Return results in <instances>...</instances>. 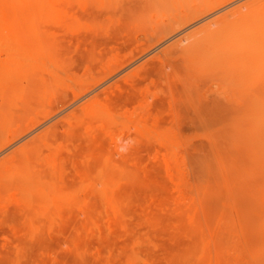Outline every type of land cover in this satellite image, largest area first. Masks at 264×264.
Here are the masks:
<instances>
[{
	"label": "rangeland",
	"instance_id": "rangeland-1",
	"mask_svg": "<svg viewBox=\"0 0 264 264\" xmlns=\"http://www.w3.org/2000/svg\"><path fill=\"white\" fill-rule=\"evenodd\" d=\"M136 1L0 0V264H264V50L169 52L248 0Z\"/></svg>",
	"mask_w": 264,
	"mask_h": 264
},
{
	"label": "bare ground",
	"instance_id": "bare-ground-1",
	"mask_svg": "<svg viewBox=\"0 0 264 264\" xmlns=\"http://www.w3.org/2000/svg\"><path fill=\"white\" fill-rule=\"evenodd\" d=\"M23 2L25 1V0H22ZM136 1V0H135ZM159 1H161V0H137L136 2H134V3H136V6L137 7H139V8H142L143 9V11H144V15H149V12H147V8H149L150 7V9L152 8V5H156L155 3L156 2H158V3H160L159 5H161V3H162V1L161 2H159ZM29 2H32V1H29ZM131 2H133V1H131ZM222 2L223 1H221V2H218V3H215V1H214V3H212L209 7V10L210 9H212V8H214L215 6H218V5H221L222 4ZM25 3V2H24ZM157 3V4H158ZM166 3H169V2H166ZM128 4H131V6L133 5V3H128ZM177 4V3H176ZM179 4V3H178ZM177 4V5H178ZM200 4H203L202 3V1H201V3ZM215 4V5H214ZM4 5V4H3ZM17 5H19V3H17ZM166 5V4H165ZM185 6H186V4H184ZM124 6H126L125 8H124V10L123 11H127V7L129 6V9H130V5H124ZM135 6V5H134ZM133 6V7H134ZM167 6H169V5H167ZM206 6V5H205ZM246 7V11H243L242 10V7ZM147 7V8H146ZM162 7H164V6H162ZM166 7V6H165ZM171 9H173V7H171V5L169 6ZM135 8V7H134ZM161 8V7H160ZM159 8V9H160ZM186 8V7H185ZM128 9V10H129ZM131 9H133V8H131ZM146 9V10H145ZM187 9V8H186ZM190 9V8H189ZM189 9H187V10H189ZM103 10H105V9H103ZM166 10V9H165ZM169 10V9H168ZM205 10V9H204ZM214 10V9H213ZM190 11L192 12V9H190ZM190 11H188V13L190 12ZM198 11V10H197ZM91 12H93L94 13V11H90L89 13H91ZM139 12H140V10H139ZM142 12V11H141ZM145 12L147 13V14H145ZM159 12H160V10H159ZM167 12V11H166ZM93 13H91V14H93ZM103 13H104V11H103ZM128 13H129V11H128ZM127 12H126V16L128 17L129 16V14H128ZM203 12H201V13H199L198 15H200V14H202ZM209 13V12H208ZM142 13H139V15H140V17H141V15L142 16H144ZM191 14H193V12L192 13H190V15ZM207 15V14H206ZM102 16V15H101ZM145 16V18H146V20H147V17ZM192 16V15H191ZM191 16H190V18H191ZM125 17V16H124ZM140 17H138V18H140ZM94 18V17H93ZM189 18V16H188V19H190ZM142 19V18H141ZM125 20V19H124ZM149 20V19H148ZM200 20V19H199ZM198 20V21H199ZM141 21V20H140ZM91 22V21H90ZM144 22V21H143ZM150 21H148V23H149ZM173 22V21H172ZM177 22V21H176ZM175 21H174V23H176ZM179 22V21H178ZM105 23V22H104ZM125 24V23H124ZM139 23H137V25H138ZM172 25V24H171ZM120 26V25H119ZM157 26V25H156ZM118 27V26H117ZM123 27V26H122ZM146 27H148V26H146ZM167 27H168V25H167ZM150 28V27H149ZM163 28V27H162ZM175 28V27H174ZM92 30V29H91ZM149 30V29H148ZM159 30V29H158ZM163 30H164V28H163ZM168 30H169V27H168ZM121 32V31H120ZM97 34V33H96ZM96 36V35H95ZM117 37V36H116ZM167 38H168V36H167ZM93 39H94V37H93ZM96 39H97V37H96ZM95 40V39H94ZM105 40V39H104ZM125 40V39H124ZM182 40H185V42L187 43L186 44V46H184V47H180V43H173V45L169 48V52L170 53H175V51L176 50H178V47L180 48V50H181V53L183 54V56H184V61H189V57L191 56V55H196V54H201V55H204V56H207L208 57V59H211V61L213 62V63H215V65H217V66H221V67H223V66H225V65H227V66H230V65H237V64H240V62L241 61H243V59L244 58H246V57H248L249 56V54H250V52H252V51H254V50H257V51H260V50H264V0H248V1H246V2H242V4H240V6H236L235 8H233V9H231V10H229V11H227V12H225L224 14H222L221 16H218V17H216V18H214V19H212V20H210V21H208L207 23H204L203 25H200L199 27H197L196 29H194V30H192V31H190V32H188L187 34H185L183 37H181L180 39H178V41L179 42H181ZM107 41V40H106ZM125 41H128V40H125ZM91 42V41H90ZM92 42H93V40H92ZM100 43V42H99ZM122 43V42H121ZM124 43V42H123ZM182 43V42H181ZM64 44V43H63ZM66 48H68V47H66ZM93 49H95V45H94V48ZM123 49V48H122ZM149 50V49H148ZM104 53V52H103ZM90 54V53H89ZM135 54V53H134ZM121 56V55H120ZM71 58V57H70ZM79 58V57H78ZM136 58V57H135ZM93 59V58H92ZM91 59V60H92ZM75 60V59H74ZM194 60H197V59H194ZM194 60H192V62H194ZM69 61V60H68ZM123 61V60H122ZM168 61H169V59H168ZM80 62V61H79ZM157 62V61H156ZM173 62H174V60H173ZM177 63L179 62V59L176 61ZM198 62V61H197ZM64 63V62H63ZM121 63V62H120ZM160 63V62H159ZM169 63V62H168ZM170 63H171V61H170ZM187 63V62H186ZM95 64V63H94ZM155 64V63H154ZM158 64V63H157ZM172 65H170V64H168L169 66H174V65H176L175 63H171ZM178 64H180V63H178ZM159 66H160V64H158ZM193 65V64H192ZM92 66V65H91ZM202 66V65H201ZM63 67H65V66H63ZM72 67V66H71ZM93 67H94V65H93ZM161 67H162V65H161ZM174 67H176V66H174ZM182 67H183V65H182ZM145 68V67H144ZM151 68V67H150ZM154 68V67H153ZM160 68V67H159ZM184 68V67H183ZM183 68L180 70V72L181 71H184L183 70ZM193 68H195L194 67V65H193ZM58 69V68H57ZM61 69V68H60ZM146 69H147V67H146ZM160 69H162V68H160ZM176 69V68H175ZM185 69V68H184ZM222 69V68H221ZM231 69V68H230ZM148 70V69H147ZM146 70V71H147ZM159 70V69H158ZM195 71L196 70H198V69H194ZM200 70V69H199ZM217 70V69H216ZM149 71V70H148ZM178 71V70H177ZM160 72V71H159ZM179 72V71H178ZM185 72V71H184ZM199 72H203V71H199ZM219 72H221V71H218L217 70V73H219ZM144 73H148V72H144ZM144 73H142V74H144ZM186 73V72H185ZM150 74V73H149ZM154 74V73H153ZM159 74V73H158ZM188 74V73H187ZM226 74V73H225ZM220 75V79H221V81L223 80L222 78H225L226 77V75ZM74 75H76V74H74ZM147 74H145V76H146ZM155 76H158V75H156V73H155ZM207 76V75H206ZM204 77V79H203V81H205V79H207L208 77ZM222 77V78H221ZM136 78H138V77H136ZM154 78H156V77H154ZM162 78H164L163 76H162ZM182 78V77H181ZM201 78H203V77H201ZM218 78V76L216 77V80L217 79H219ZM12 79H14V78H12ZM138 79H140V78H138ZM185 79V78H184ZM183 78H182V80H184ZM233 79V78H232ZM146 80V79H145ZM144 80V81H145ZM162 80V79H161ZM163 80H165V78L163 79ZM181 80V81H182ZM225 80V79H224ZM19 81H21L20 79H19ZM137 82V81H136ZM141 82V81H140ZM162 82V81H161ZM185 82H187L186 81V79H185ZM226 82V81H225ZM229 83H232V82H230V81H228ZM234 82V81H233ZM108 83V82H107ZM143 83V82H142ZM203 83V82H202ZM38 84V83H37ZM133 84H136V83H133ZM192 84V83H191ZM139 85V84H138ZM172 85H173V83H172ZM180 86H181V84H179ZM178 85V86H179ZM40 86V85H39ZM84 86H87V85H84ZM201 86H203V84H201ZM32 87L34 88V86L32 85ZM104 87V86H103ZM174 87H175V85H174ZM174 87H173V89H174ZM183 87V86H182ZM185 87V86H184ZM183 87V88H184ZM247 87H250V86H247ZM12 88V87H11ZM14 88V87H13ZM9 89V88H8ZM25 89H26V87H25ZM253 89H255V88H253ZM174 90H176V88L174 89ZM178 90V89H177ZM262 90H264V89H262ZM191 91V90H190ZM96 92V91H95ZM6 93V92H5ZM108 93V92H107ZM177 93V92H176ZM213 93H216V92H213ZM212 92H211V94H213ZM221 93H223V92H221ZM8 94V93H7ZM25 94V93H24ZM100 94V93H99ZM27 95V94H26ZM130 97L129 98H131V96H134V95H130V94H128ZM127 95V96H128ZM183 95H184V91H183ZM216 95V94H215ZM220 95V94H219ZM252 95H254V94H252ZM147 96V95H146ZM209 96H212V95H209ZM60 97V96H59ZM66 97V96H65ZM68 97H70V96H68ZM151 97V96H150ZM215 97H217L218 98V96H214V98L212 97V98H210V101H207V103H211L212 104V102H211V99H217V98H215ZM223 97V96H222ZM255 97V96H254ZM4 98V97H3ZM61 98V97H60ZM136 98V97H135ZM139 98V97H138ZM141 98H143L142 96H141ZM141 98H139V99H141ZM201 98H202V96H201ZM9 99V98H8ZM59 99V98H58ZM150 99V98H149ZM222 99H224V98H222ZM3 100V99H2ZM29 100V99H28ZM129 100V99H128ZM226 100V99H225ZM225 100H223V101H225ZM74 101V100H73ZM72 101V102H73ZM154 101V100H153ZM223 101H219V102H222V104L221 105H224V104H227L228 102L230 103V102H233V101H226L227 103H225V102H223ZM235 101V100H234ZM2 102H5V100L4 101H2ZM65 102V101H64ZM71 102V101H70ZM144 102V101H143ZM158 102V101H157ZM156 102V103H157ZM201 102V101H200ZM206 102V101H205ZM218 101L216 100V104L214 103L213 104V106H215V108L217 109V110H220V112H224L223 110H224V107L222 108V107H219V106H221L220 104H218L217 103ZM243 102H246V99H245V101H243ZM250 102V101H249ZM139 103V102H138ZM21 104H22V102H21ZM25 104V103H24ZM236 103H234L233 105H235ZM243 105H244V103H242ZM26 105H27V103H26ZM87 105V104H86ZM208 105H210V104H208ZM32 106V105H31ZM66 106V105H65ZM75 106H76V104H75ZM88 106V105H87ZM183 106V105H182ZM139 107V106H138ZM137 107V108H138ZM2 108V107H1ZM51 108V107H50ZM185 108V107H184ZM200 108H202L201 106H200ZM219 108V109H218ZM227 108V107H226ZM225 108V109H226ZM237 108V106L235 107V109H233V110H235V111H237L238 112V110H239V112L241 111V109H236ZM202 109H204V108H202ZM208 109V108H207ZM212 109H214V108H212ZM206 110V109H205ZM204 110V111H205ZM216 110V111H217ZM15 111V110H14ZM201 111H203V110H201ZM200 111V113H202ZM20 112V111H19ZM26 112V111H25ZM184 112H186V111H184ZM191 112H192V110H191ZM214 111H212L211 113H213ZM218 112V111H217ZM216 112V113H217ZM231 112H232V110H231ZM236 112V113H237ZM235 113V112H234ZM29 114V111L28 112H26V114L24 113V115L25 116H27ZM196 114V113H195ZM224 113H221L220 115H223ZM238 114V113H237ZM193 115V114H192ZM224 116V115H223ZM223 116H221V119L223 120ZM73 117V116H72ZM193 117H195L196 118V116H193ZM212 117V116H211ZM217 117V116H216ZM226 117H227V114H226ZM229 117V116H228ZM40 118V117H39ZM162 119V118H161ZM217 119H218V117H217ZM95 120H97V119H95ZM205 120V119H204ZM219 120V119H218ZM23 121V120H22ZM21 121V122H22ZM206 121V120H205ZM42 122V121H41ZM75 122V121H74ZM202 122V121H201ZM23 124V123H22ZM60 124V123H59ZM209 124V123H208ZM215 124V123H214ZM213 124V125H214ZM61 125V124H60ZM62 125H64V123L62 124ZM67 125V124H66ZM212 125V124H211ZM54 126V125H53ZM68 126H70V125H68ZM54 127H57V128H59V126H54ZM52 128L53 130H51V131H54L55 130V128ZM73 127V126H72ZM66 128V127H65ZM64 128V130H66ZM33 129V128H32ZM68 129H71V128H68ZM59 130V129H58ZM58 130H56V131H58ZM64 130H63V132H64ZM74 130V129H73ZM69 131V130H68ZM78 131V130H77ZM50 132V131H49ZM52 133V132H51ZM59 133V132H58ZM61 133V132H60ZM76 133V132H75ZM101 133V132H100ZM128 133V132H127ZM42 135H43V133H42ZM59 135V134H58ZM61 135H63V133H61ZM65 135V134H64ZM75 135V134H74ZM129 135H131L130 134V132H129ZM100 136V135H99ZM35 137H38L37 135L35 136ZM75 138V137H74ZM119 139V138H118ZM104 140V139H103ZM121 140V139H120ZM126 140V139H125ZM14 141V140H13ZM28 143V142H27ZM29 143H34V142H29ZM29 143H28V145H27V147L29 146ZM41 143V142H40ZM105 143H107V142H105ZM116 143H117V141H116ZM115 143V144H116ZM35 146V145H34ZM105 146V145H104ZM116 146V145H115ZM105 148V147H104ZM111 149V148H110ZM113 149V148H112ZM23 151H26V149L25 150H23ZM110 151H111V153H112V151L113 150H109L108 151V153H110ZM117 151V150H116ZM13 152H17V150L16 151H13ZM17 154V153H16ZM111 155H113V154H111ZM18 156H20V155H18ZM18 158V157H17ZM20 159V160H19ZM19 159L17 160V161H21V162H23V160H21L22 159V157H19ZM34 160V159H33ZM16 161V160H15ZM44 161H45V159H44ZM32 162V161H31ZM30 163V162H29ZM22 165V164H21ZM32 165V164H31ZM25 167H23L22 166V169H24ZM0 169H1V167H0ZM42 169V168H41ZM2 170V169H1ZM27 171V170H26ZM45 171V170H44ZM1 172V171H0ZM34 172V171H33ZM33 172H32V174H33ZM3 173V172H2ZM37 173H39V172H37ZM23 174H27V172L25 173H23ZM3 175H4V173H3ZM47 175V174H46ZM45 176V175H44ZM33 177H35V175L33 176ZM2 184V183H1ZM21 184V183H20ZM3 190V189H2ZM37 198V197H36ZM23 214V213H22Z\"/></svg>",
	"mask_w": 264,
	"mask_h": 264
}]
</instances>
